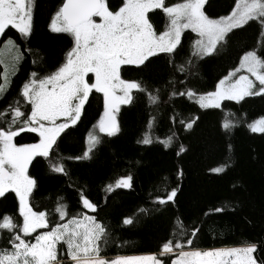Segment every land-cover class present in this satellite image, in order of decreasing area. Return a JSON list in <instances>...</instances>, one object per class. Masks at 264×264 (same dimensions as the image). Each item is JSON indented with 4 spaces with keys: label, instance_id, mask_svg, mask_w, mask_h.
Wrapping results in <instances>:
<instances>
[{
    "label": "snow or ice",
    "instance_id": "6c2138e0",
    "mask_svg": "<svg viewBox=\"0 0 264 264\" xmlns=\"http://www.w3.org/2000/svg\"><path fill=\"white\" fill-rule=\"evenodd\" d=\"M38 8V0H0V65L8 54L14 69L0 72V204H12L0 209V264H264V203L257 217L231 199L195 219L173 212L154 251L108 255L128 243L107 219L109 202L134 190L131 169L143 160H131L95 196L70 168L94 161L123 135L125 114H136L135 144L177 158L173 172L158 173L143 203L117 222L122 230L143 226L177 207L186 142L213 113L226 156L208 171L227 174L235 131L264 135V0H227L218 9L213 0H55L42 31ZM26 58L31 70L15 85ZM213 65L215 74L205 71ZM257 104L261 114L249 119L245 105ZM77 135L78 152L66 153ZM52 180L59 184L49 187ZM232 191L244 189L233 183ZM226 213L244 232L205 231ZM207 236L213 243L202 247Z\"/></svg>",
    "mask_w": 264,
    "mask_h": 264
},
{
    "label": "trees",
    "instance_id": "16d2710c",
    "mask_svg": "<svg viewBox=\"0 0 264 264\" xmlns=\"http://www.w3.org/2000/svg\"><path fill=\"white\" fill-rule=\"evenodd\" d=\"M214 8L218 9L227 3V0H213ZM39 8L36 13L35 24L42 31L47 20L48 11L55 4V0H38ZM12 36L14 32H8ZM38 41L33 42V46ZM13 68L11 57L7 60L6 69ZM14 70V69H13ZM31 70L30 58H26L20 66V71L13 77L14 84L18 85L26 73ZM217 66L211 69L205 66V71L215 74ZM1 72V67H0ZM11 74V73H9ZM249 113V119L261 114L260 105H245ZM96 112V101L93 100L92 107L88 110V118L92 119ZM88 121H85L87 124ZM83 127V126H82ZM140 124L136 114L127 113L124 117V133L120 138H113L112 142L101 151L94 161L82 163H70V168L75 176L82 181L87 180L92 187L93 195L99 192L103 182L114 180L130 168V161L141 159L143 165L132 168L136 182L134 190L130 192L120 191L110 200L107 208V219L115 228V235L123 238L128 243L121 249L114 246L108 249V255H141L154 251L157 240L165 234L168 229V221L173 212L179 211L185 216L195 219L201 209L207 210L212 204L219 206L222 202L231 199L233 202L243 200L245 213L252 212L259 216L258 209L264 203V135L250 134L241 127L235 131L232 138L233 167L227 174L214 176L209 169L217 166L226 156L224 142L216 133V115L210 113L203 117L200 128L196 134L186 143L192 145L191 150L185 155L181 164L185 170L183 181V192L178 197L176 208H169L163 215L157 213L155 217L147 218V222L141 226L122 230L117 222L121 213H131L137 205H141L145 197L152 189V183L158 173H172L177 165V158L172 150L163 151L160 146L142 148L135 144ZM66 153L78 152L80 147L79 136L73 137L64 146ZM233 183L243 186L244 191L233 192ZM59 181L52 180L49 187H55ZM0 209L11 211V201L0 204ZM104 215V213H102ZM214 227L216 233L224 232L225 238L244 232L236 224L235 216L221 214L212 217L208 227ZM259 230V225H257ZM231 243V240H227ZM212 237L207 236L202 247L210 246ZM218 246V245H217Z\"/></svg>",
    "mask_w": 264,
    "mask_h": 264
},
{
    "label": "rangeland",
    "instance_id": "374dc122",
    "mask_svg": "<svg viewBox=\"0 0 264 264\" xmlns=\"http://www.w3.org/2000/svg\"><path fill=\"white\" fill-rule=\"evenodd\" d=\"M10 58V56L8 55V54H5V56L3 57V59H4V62H5V65H0V67H1V72H4V68H5V66L7 65V60ZM7 71H8V73H11L12 71H13V68H9V69H7ZM9 75H11V74H9Z\"/></svg>",
    "mask_w": 264,
    "mask_h": 264
}]
</instances>
